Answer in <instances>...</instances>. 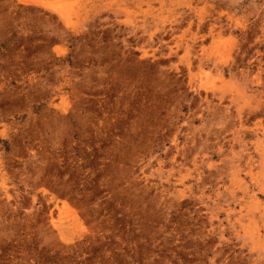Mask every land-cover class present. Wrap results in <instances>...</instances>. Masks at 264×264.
<instances>
[{
    "label": "rangeland",
    "instance_id": "1",
    "mask_svg": "<svg viewBox=\"0 0 264 264\" xmlns=\"http://www.w3.org/2000/svg\"><path fill=\"white\" fill-rule=\"evenodd\" d=\"M0 264H264V0H0Z\"/></svg>",
    "mask_w": 264,
    "mask_h": 264
}]
</instances>
